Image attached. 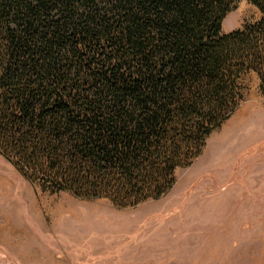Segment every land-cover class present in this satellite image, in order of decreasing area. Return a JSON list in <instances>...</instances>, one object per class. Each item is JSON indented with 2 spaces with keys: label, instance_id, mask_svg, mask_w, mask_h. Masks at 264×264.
Returning a JSON list of instances; mask_svg holds the SVG:
<instances>
[{
  "label": "trees",
  "instance_id": "trees-1",
  "mask_svg": "<svg viewBox=\"0 0 264 264\" xmlns=\"http://www.w3.org/2000/svg\"><path fill=\"white\" fill-rule=\"evenodd\" d=\"M0 0V156L27 181L131 208L164 197L240 105L264 94V0Z\"/></svg>",
  "mask_w": 264,
  "mask_h": 264
},
{
  "label": "rangeland",
  "instance_id": "rangeland-1",
  "mask_svg": "<svg viewBox=\"0 0 264 264\" xmlns=\"http://www.w3.org/2000/svg\"><path fill=\"white\" fill-rule=\"evenodd\" d=\"M259 18L248 0H239L222 31ZM238 86L239 107L202 154L176 170L164 197L136 207L53 194L0 156V264H264V94L254 73L243 75ZM245 108L250 117L235 121ZM52 204L104 205L126 218L123 239L100 241L67 225L51 230Z\"/></svg>",
  "mask_w": 264,
  "mask_h": 264
},
{
  "label": "bare ground",
  "instance_id": "bare-ground-1",
  "mask_svg": "<svg viewBox=\"0 0 264 264\" xmlns=\"http://www.w3.org/2000/svg\"><path fill=\"white\" fill-rule=\"evenodd\" d=\"M245 117H250L247 108L243 109L237 115L235 121ZM203 162L208 161L204 160ZM37 203L35 200L33 201L34 205H37ZM52 205L53 208L49 210L52 217L51 230H59L61 227L67 225L68 227L83 231H91L101 238L100 241L105 238L115 240L123 239L121 221L126 220V218L120 219L121 217L119 215L108 211L104 205H83L81 208L84 209H80V207H66L63 204Z\"/></svg>",
  "mask_w": 264,
  "mask_h": 264
}]
</instances>
